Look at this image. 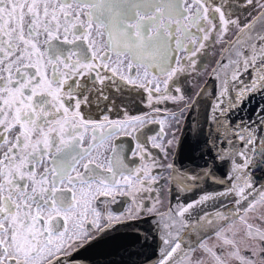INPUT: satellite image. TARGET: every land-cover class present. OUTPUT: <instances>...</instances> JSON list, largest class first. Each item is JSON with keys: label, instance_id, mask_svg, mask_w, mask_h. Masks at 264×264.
I'll return each instance as SVG.
<instances>
[{"label": "snow or ice", "instance_id": "6c2138e0", "mask_svg": "<svg viewBox=\"0 0 264 264\" xmlns=\"http://www.w3.org/2000/svg\"><path fill=\"white\" fill-rule=\"evenodd\" d=\"M0 264H264V0H0Z\"/></svg>", "mask_w": 264, "mask_h": 264}, {"label": "water", "instance_id": "95a60500", "mask_svg": "<svg viewBox=\"0 0 264 264\" xmlns=\"http://www.w3.org/2000/svg\"><path fill=\"white\" fill-rule=\"evenodd\" d=\"M208 83L212 84L213 81H208ZM256 99H259V97H257ZM206 103H207L206 99L202 100L201 104L197 108L196 115H200L202 113L203 107ZM184 134H185V129L183 128L181 136H183ZM191 156H192V149L191 147H187L181 157L182 162L186 163L187 159L190 158ZM203 188L205 191H208V192H213L217 190L215 186L204 185ZM199 194H200L199 192L189 193L186 196L184 194H181V198L184 199L185 202H187L188 200L195 199L196 196ZM174 196H175V191L173 190V192L170 194V199L172 200L173 203H175ZM207 210L208 211L214 210L211 204L207 206ZM118 247H119V242L117 244L111 245L104 251V255L107 256V258L111 260H115V261L121 260L122 256L121 254L118 253Z\"/></svg>", "mask_w": 264, "mask_h": 264}, {"label": "flooded vegetation", "instance_id": "af4514ba", "mask_svg": "<svg viewBox=\"0 0 264 264\" xmlns=\"http://www.w3.org/2000/svg\"><path fill=\"white\" fill-rule=\"evenodd\" d=\"M209 66H211V62H209ZM206 75V74H205ZM200 87H202V83L201 84H196L195 85V88L199 89ZM190 94V93H189ZM166 107L172 111V112H177L179 109L174 106L171 102H169ZM180 107H183V105H180ZM139 111H147V109H139ZM135 114V113H133ZM167 130V129H166ZM182 131H183V127L179 130L178 132V135H181L182 134ZM127 143H131V141H127ZM149 151H152L153 152V155L155 156H159V152L158 150L156 149H152V148H149ZM167 174V173H166ZM171 185H165V195L161 198L162 200V207L166 208L167 205H168V202L170 200V194L167 192V189L170 188ZM130 204L131 202L126 200V199H120L118 201V203L114 206V211H124V210H127L129 207H130Z\"/></svg>", "mask_w": 264, "mask_h": 264}]
</instances>
